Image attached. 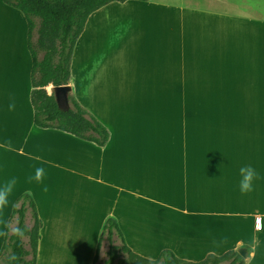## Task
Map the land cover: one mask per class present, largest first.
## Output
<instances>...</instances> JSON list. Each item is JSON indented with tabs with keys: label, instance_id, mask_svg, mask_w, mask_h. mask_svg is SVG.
I'll list each match as a JSON object with an SVG mask.
<instances>
[{
	"label": "crops",
	"instance_id": "1",
	"mask_svg": "<svg viewBox=\"0 0 264 264\" xmlns=\"http://www.w3.org/2000/svg\"><path fill=\"white\" fill-rule=\"evenodd\" d=\"M28 33L0 0V250L29 192L37 264H94L108 216L145 258L248 245L246 264H264V20L252 0L113 1L90 14L70 85L108 127L104 147L35 124ZM245 165L259 178L242 194Z\"/></svg>",
	"mask_w": 264,
	"mask_h": 264
},
{
	"label": "trees",
	"instance_id": "2",
	"mask_svg": "<svg viewBox=\"0 0 264 264\" xmlns=\"http://www.w3.org/2000/svg\"><path fill=\"white\" fill-rule=\"evenodd\" d=\"M4 1L20 9L28 21L29 48L33 61L31 102L35 124L42 128L59 129L101 147L106 146L110 139V131L105 124L83 107L71 91L69 92L70 109H60L55 94H49L46 87H51V84L70 85L72 55L90 14L110 2L126 0ZM34 30L37 33L35 41ZM15 221V227L12 228ZM42 224L32 194L22 193L17 198L8 220L0 257L9 251L10 258L7 264H37ZM116 238L120 239V244L116 243ZM104 239L109 242L105 264H130V258L133 257L142 259L148 264H246V257L239 252V249H231L221 255L209 254L201 261L181 259L170 249L162 250L155 259L142 257L128 246L114 216H108L105 220L94 264L100 258ZM243 248L247 253L252 250L248 245ZM121 254L126 256L120 258Z\"/></svg>",
	"mask_w": 264,
	"mask_h": 264
},
{
	"label": "rangeland",
	"instance_id": "3",
	"mask_svg": "<svg viewBox=\"0 0 264 264\" xmlns=\"http://www.w3.org/2000/svg\"><path fill=\"white\" fill-rule=\"evenodd\" d=\"M252 3L253 4H256V9H257V13L262 15L263 17V20H264V0H252ZM36 37H37V33H36V30H34V36H33V40L35 41L36 40ZM263 43H264V37H263ZM263 47H264V44H263ZM50 88V87H48ZM46 88L47 92L50 94L52 91V86L50 89ZM27 223H29V219H27ZM15 224H16V221L12 224V228L15 227ZM25 240H27L25 238ZM116 243L120 244V239L116 238ZM27 247L29 248V245H27ZM73 245L70 246L71 248V254L73 253ZM109 249V242L107 239H104L103 241V247H102V250H101V255H100V258L98 260V262L96 264H105V261L107 260L108 258V255H107V251ZM46 251H44L45 253ZM71 254H70V257H71ZM123 256H126V254H121L120 255V258H122ZM45 257V256H44ZM9 258H10V253L9 251L6 252L5 255H3L2 257H0V264H7L8 261H9ZM131 261H130V264H148L146 261L142 260V259H138L136 257H133V258H130Z\"/></svg>",
	"mask_w": 264,
	"mask_h": 264
},
{
	"label": "clouds",
	"instance_id": "4",
	"mask_svg": "<svg viewBox=\"0 0 264 264\" xmlns=\"http://www.w3.org/2000/svg\"><path fill=\"white\" fill-rule=\"evenodd\" d=\"M13 105H10V108ZM42 169L37 170V179L41 177ZM240 181L239 190L242 194H246L253 190V181L259 178V173L252 165H245L239 169ZM46 190V189H45ZM6 201V192L0 191V206Z\"/></svg>",
	"mask_w": 264,
	"mask_h": 264
},
{
	"label": "water",
	"instance_id": "5",
	"mask_svg": "<svg viewBox=\"0 0 264 264\" xmlns=\"http://www.w3.org/2000/svg\"><path fill=\"white\" fill-rule=\"evenodd\" d=\"M71 85H59V86H52V92L55 94L56 101L58 107L62 110L70 109L71 105L69 102V92L71 91ZM239 252L246 257L247 252L245 248H240Z\"/></svg>",
	"mask_w": 264,
	"mask_h": 264
}]
</instances>
